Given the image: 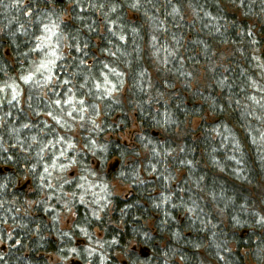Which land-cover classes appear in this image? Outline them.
Instances as JSON below:
<instances>
[{
  "label": "trees",
  "instance_id": "obj_1",
  "mask_svg": "<svg viewBox=\"0 0 264 264\" xmlns=\"http://www.w3.org/2000/svg\"><path fill=\"white\" fill-rule=\"evenodd\" d=\"M52 257L264 264V0H0V264Z\"/></svg>",
  "mask_w": 264,
  "mask_h": 264
},
{
  "label": "rangeland",
  "instance_id": "obj_2",
  "mask_svg": "<svg viewBox=\"0 0 264 264\" xmlns=\"http://www.w3.org/2000/svg\"><path fill=\"white\" fill-rule=\"evenodd\" d=\"M131 134H132L131 130H128V131H123L122 133H120L119 135H116V136L121 141H123V142L125 141L126 143H128V142H130ZM75 137H76V139H80L78 135ZM67 175H68L69 179H72V177H74L76 174L74 175L72 173V169H71L68 171ZM72 175H74V176H72ZM94 179H96V178L94 177ZM108 191L113 192V195L115 197L119 196V197L123 198V197H125V195L128 192V187L126 185L122 184L121 182L115 180V179L108 180V181L104 180V181L99 182L97 185H93V189H91L89 191V194L91 195L92 198L97 197L96 193H94V192H97L98 195L106 196L104 193H106ZM72 220H74V212H72V211L69 214H65L63 216V219H62V221L64 223H67V224L69 222H71ZM64 223H63V226H64ZM95 233L98 236V231H95ZM86 248L88 249V247H86ZM118 258L116 256V259H118ZM58 261L59 260L55 257L54 262H58ZM68 261L63 262V264H68Z\"/></svg>",
  "mask_w": 264,
  "mask_h": 264
},
{
  "label": "flooded vegetation",
  "instance_id": "obj_3",
  "mask_svg": "<svg viewBox=\"0 0 264 264\" xmlns=\"http://www.w3.org/2000/svg\"><path fill=\"white\" fill-rule=\"evenodd\" d=\"M117 166H118V164H117V162H115L111 167H108V169H107V172H106V175H107V177H108V179H110V180H112L113 179V175H114V173H116L117 172ZM110 171V174H108V172ZM128 195H129V189H128V192H127V194L125 195V197H123L124 199L125 198H127L128 197ZM117 198V197H116ZM75 214H74V218H75ZM99 236H100V233H99ZM78 243V242H77ZM117 256V255H116ZM53 261V263L52 264H57L58 262H54V257H52L51 258V262ZM68 264H80L78 261H76L75 259H69V261H68Z\"/></svg>",
  "mask_w": 264,
  "mask_h": 264
},
{
  "label": "bare ground",
  "instance_id": "obj_4",
  "mask_svg": "<svg viewBox=\"0 0 264 264\" xmlns=\"http://www.w3.org/2000/svg\"><path fill=\"white\" fill-rule=\"evenodd\" d=\"M77 186H79V189H80V187L82 188V186H83V184H81V182H80V184H77ZM82 191H83V188H82ZM85 191V190H84ZM102 212L101 211H99V213L97 214V216L95 217L97 220H99V219H101L102 218Z\"/></svg>",
  "mask_w": 264,
  "mask_h": 264
},
{
  "label": "snow or ice",
  "instance_id": "obj_5",
  "mask_svg": "<svg viewBox=\"0 0 264 264\" xmlns=\"http://www.w3.org/2000/svg\"><path fill=\"white\" fill-rule=\"evenodd\" d=\"M14 99H15V97H13ZM80 103L82 104L83 103V101H80ZM57 104H59V101H57ZM49 115H51V113H49ZM69 115H71V113H69ZM57 122H59V121H57ZM48 170L47 169H45V172H47Z\"/></svg>",
  "mask_w": 264,
  "mask_h": 264
},
{
  "label": "water",
  "instance_id": "obj_6",
  "mask_svg": "<svg viewBox=\"0 0 264 264\" xmlns=\"http://www.w3.org/2000/svg\"><path fill=\"white\" fill-rule=\"evenodd\" d=\"M5 170L7 171L8 169L6 168ZM108 174H110V171L108 172Z\"/></svg>",
  "mask_w": 264,
  "mask_h": 264
}]
</instances>
